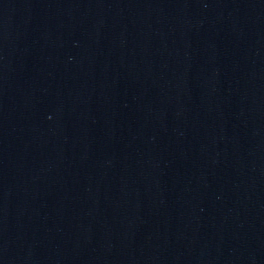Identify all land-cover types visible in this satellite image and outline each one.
<instances>
[{
  "label": "water",
  "instance_id": "obj_1",
  "mask_svg": "<svg viewBox=\"0 0 264 264\" xmlns=\"http://www.w3.org/2000/svg\"><path fill=\"white\" fill-rule=\"evenodd\" d=\"M0 264H264V0H0Z\"/></svg>",
  "mask_w": 264,
  "mask_h": 264
}]
</instances>
